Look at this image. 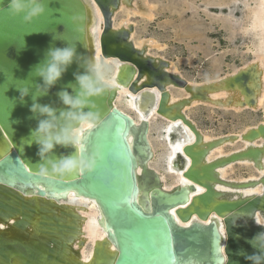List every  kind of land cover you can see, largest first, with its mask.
<instances>
[{
	"label": "water",
	"instance_id": "water-1",
	"mask_svg": "<svg viewBox=\"0 0 264 264\" xmlns=\"http://www.w3.org/2000/svg\"><path fill=\"white\" fill-rule=\"evenodd\" d=\"M95 1L104 16L100 36L102 55L115 56L129 64L122 69L119 79L137 91V81H130L132 73L137 71V78L146 75L143 87H157L162 95L157 99L154 92L145 91L141 107L147 101L148 112L158 100L160 114L171 119L181 117L195 132L194 141L184 148L191 164L183 173L194 184H179L172 189L163 186L159 173L149 165L154 154L149 140L151 122L146 118L137 123L117 107L114 100L118 90L112 86L102 96L90 98L91 103L83 109L100 113L104 120L101 126L87 132L86 142L79 149L85 155L100 153L102 158L98 159L95 170L52 172L53 165L75 155L77 149L56 145L43 157L37 155L39 146L34 142L29 146L27 142L39 120L47 117L30 109L34 103L54 109L55 131L77 125L76 121L61 117V113L79 110L65 105L59 93L67 91L75 97L80 90L76 76L86 71L92 56L87 41L89 12L82 0H44L45 13L26 23L23 14L13 15L7 10L9 0H2L0 264H251L239 253L251 254L254 249L247 240L264 231L254 221L258 212L264 220V190L254 196L224 199L215 184L228 182L219 176V165L242 157L258 160L264 153L263 147H249L228 157L205 161L208 152L221 139L205 143L199 125L182 112V107L195 98L207 99L205 91L212 83L190 85L184 76L167 71V58H159L157 62L153 55H145L135 46L130 39L134 26L113 27L120 0ZM68 46L76 49L72 64L47 88L46 94L38 95V89L45 85L36 68L48 62L50 50ZM172 83L185 87L190 97L170 105L167 85ZM221 86L238 87L246 97L250 92L245 71L224 78ZM24 87L29 91L21 100L19 88ZM260 134H264V124L251 129L244 137L254 139ZM41 166L49 173L42 175ZM260 180L264 183V176ZM195 184L204 186L205 191L192 195ZM71 193L95 200L102 213L107 235L95 242L89 260H84L75 248L77 242L79 245L84 242L83 216ZM212 212L218 217L204 222ZM195 214L198 219L193 218ZM177 215L190 223L181 224ZM222 222L225 232L221 230Z\"/></svg>",
	"mask_w": 264,
	"mask_h": 264
},
{
	"label": "bare ground",
	"instance_id": "bare-ground-1",
	"mask_svg": "<svg viewBox=\"0 0 264 264\" xmlns=\"http://www.w3.org/2000/svg\"><path fill=\"white\" fill-rule=\"evenodd\" d=\"M89 12V21L87 23V41L92 49L91 59H99L104 62L111 72V86L118 90V94L114 100V104L131 115L137 123H141L143 119H149L151 122L149 131V140L153 149V158L149 161L150 167L154 168L162 179V184L166 189H172L179 184H194L188 177L184 176V171L191 164V157L184 151L187 143L194 141L196 134L193 129L188 125L181 117L177 119H171L165 115H162L157 110L158 100L156 105L152 106L147 112L146 106L141 107L140 103L142 93L145 91H152L156 94L157 99H160L162 91L157 88L143 87V83L146 81L147 76L144 75L141 78H137V71L131 75V80H136L137 91L130 89L129 83H125L119 79V75L123 68H125L128 62L122 61L115 56H103L100 46V36L104 27V16L95 0H82ZM152 4L148 0H120L119 7L115 10L113 16V27L115 29L134 28L130 31V39L135 46L142 49L145 55H153L158 62L159 58H165L162 54H155L151 52L153 47L161 48V45L157 44L154 39L142 38L136 35L135 23L131 20L133 15H141L142 17L153 16ZM255 8V7H254ZM253 8V9H254ZM120 11H124L123 17H118ZM252 14V13H251ZM254 14V25L260 30L259 40V52L254 56L255 58L246 63L245 65L235 68L227 73L221 74L217 77H213L201 82H197L188 79L190 85H204V83H212V87H209L206 92L207 99L195 98L190 103H187L182 107V112L197 123L190 115L188 109L199 104L207 103L209 105L220 107L223 109L242 110L253 109L264 111V0H258ZM252 19V18H251ZM252 21V20H251ZM252 23V24H253ZM253 26V27H255ZM257 48V47H256ZM93 50H95L93 54ZM169 60V59H168ZM165 69L171 73L183 76L174 61L169 60ZM239 71L247 72L248 76V88L250 90L248 97L239 89L222 87V80L230 75H234ZM169 89V104L173 105L179 102L181 99L190 97L191 93L186 90L185 87L177 86L175 84L167 85ZM254 101L251 103L250 101ZM144 104V103H143ZM264 124V118L255 123L246 124L242 129L233 130L221 134H214L212 132L203 130V141L209 143L217 139H221L207 154L205 161H212L222 157H228L233 153L243 151L249 147H263L264 149V134H260L254 139L245 138L244 135L251 129L258 127V125ZM130 140H133V135L130 136ZM264 152V150L262 151ZM237 165L247 166L251 171L247 174L235 173L234 167ZM142 167L138 168V172L141 173ZM219 176L228 182H217L215 185L217 189L222 191V198H239L249 197L257 194H261L264 190V183L260 180L264 176V153L255 160L252 157H242L236 160H230L225 164L217 167ZM247 171V170H246ZM249 181H256L250 183ZM249 182L247 185L238 184ZM195 193L205 191V187L200 184H195ZM70 197L81 213L82 220V239L83 244H75V248L79 251L84 260H89L93 254V245L96 241L105 239L107 232L103 227L102 213L95 200L78 197L76 193H71ZM60 201H64L61 199ZM176 213V208L173 209ZM213 216L218 215L212 212L211 216L204 222H208ZM193 218L198 219L197 214ZM178 221L183 225H188L190 221H183L177 215ZM257 219L263 220L260 212L257 214ZM222 220V218H221ZM221 230L225 232V227L222 222ZM112 249H115L112 245Z\"/></svg>",
	"mask_w": 264,
	"mask_h": 264
},
{
	"label": "rangeland",
	"instance_id": "rangeland-1",
	"mask_svg": "<svg viewBox=\"0 0 264 264\" xmlns=\"http://www.w3.org/2000/svg\"><path fill=\"white\" fill-rule=\"evenodd\" d=\"M148 1L153 6L151 18L131 16L136 35L161 45L151 52L174 61L185 78L201 82L217 77L252 61L259 52L260 30L253 23L258 0ZM124 15L120 11L118 17ZM188 111L203 130L214 134L239 130L264 118L263 109L236 111L207 103ZM234 170L236 175L251 171L241 165Z\"/></svg>",
	"mask_w": 264,
	"mask_h": 264
},
{
	"label": "clouds",
	"instance_id": "clouds-1",
	"mask_svg": "<svg viewBox=\"0 0 264 264\" xmlns=\"http://www.w3.org/2000/svg\"><path fill=\"white\" fill-rule=\"evenodd\" d=\"M2 2V0H0ZM0 10L3 7L0 6ZM7 10L13 15L23 14L24 21L31 23L35 18L45 13L44 0H9ZM76 55V49L68 46L50 50V59L43 66L36 68V74L42 77L45 87L38 89L39 94H46L47 88L54 85L67 67L72 64ZM79 84V92L74 97L67 91L59 93L63 103L70 106L71 109L79 110L61 113V117L74 120L77 125L72 128H65L61 131H55L57 120L54 109L47 105L33 104L31 111L39 112L47 117L38 122L37 127L31 131L27 144L31 146L34 142L39 146L37 155L43 157L46 153L51 152L56 145L73 146L77 149L75 155L66 156L53 165L54 173H75L84 171L93 172L97 167L98 159L102 158L99 152H81L79 149L85 144L87 132L95 129L104 123L100 113L93 111H83L91 103L90 98L102 96L111 88V72L108 66L99 59H89L86 71L76 76ZM21 100L28 95V88H19ZM95 107V105H93ZM42 175L48 174L49 170L41 166L39 169ZM258 226L264 228V220L255 219ZM254 251L248 254L241 251L239 254L251 264H264V231L256 233L252 238L247 240ZM229 264V262H228Z\"/></svg>",
	"mask_w": 264,
	"mask_h": 264
},
{
	"label": "snow or ice",
	"instance_id": "snow-or-ice-1",
	"mask_svg": "<svg viewBox=\"0 0 264 264\" xmlns=\"http://www.w3.org/2000/svg\"><path fill=\"white\" fill-rule=\"evenodd\" d=\"M0 227H2V226H0Z\"/></svg>",
	"mask_w": 264,
	"mask_h": 264
}]
</instances>
